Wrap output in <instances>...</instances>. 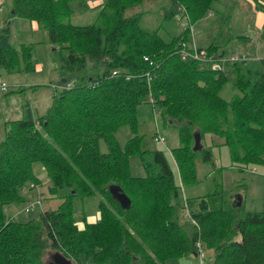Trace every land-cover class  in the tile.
I'll use <instances>...</instances> for the list:
<instances>
[{
	"label": "trees",
	"instance_id": "obj_1",
	"mask_svg": "<svg viewBox=\"0 0 264 264\" xmlns=\"http://www.w3.org/2000/svg\"><path fill=\"white\" fill-rule=\"evenodd\" d=\"M75 1L11 0L12 15L48 31L62 64L43 114L27 109L23 117L4 121L0 264H55L45 260L47 248H53L51 258L59 253L72 264H164L196 254L198 241L213 250L212 264H264V211L245 210L217 190L177 201L180 186L197 181V157L213 158L211 146L193 150L196 131L201 140L206 134L220 137L241 168L264 163V58L245 52L253 58L231 62L229 74L211 62L181 58L182 43L195 45L191 25L215 0H167L163 17L174 16L175 7L188 15L190 25L170 40L141 26L144 12L126 15L148 0H102L95 21L83 25L69 21ZM78 1L86 6L88 0ZM10 34L7 22L0 28V74L34 70L33 45L15 48ZM228 82L234 91L226 98L220 90ZM143 103L157 107L164 125L177 129L180 144L171 156L178 182L162 150L140 148L137 136L124 147L116 141V130L134 126ZM100 140L107 143L106 152L99 150ZM134 153L141 176L129 172ZM37 162L46 169L49 193L61 202L37 219L6 217L9 205L24 203V211L35 199L23 190L40 184L33 171ZM112 186L130 198L128 209L120 206ZM91 196L100 197L99 219L87 222L84 216L79 225L74 198Z\"/></svg>",
	"mask_w": 264,
	"mask_h": 264
},
{
	"label": "rangeland",
	"instance_id": "obj_2",
	"mask_svg": "<svg viewBox=\"0 0 264 264\" xmlns=\"http://www.w3.org/2000/svg\"><path fill=\"white\" fill-rule=\"evenodd\" d=\"M97 1L102 2V0H88L86 7L76 0L73 3V14L69 17V21L81 25L94 22L100 10V6L94 5ZM211 6L212 9L204 17L191 25L192 34L195 31L194 35L200 46L208 47L211 42L217 45L222 43L225 57H228L232 51H238L235 49L253 50L264 55V4L259 0H215ZM167 8H170L167 0L159 2L148 0L142 5L128 9L126 15L144 12L141 26L146 30L158 29L159 34L165 40H170L184 32L187 21L185 17L180 16L175 7L173 8L175 15L164 18V11ZM12 10L11 0H0V28L9 22L10 39L15 48H19L21 43L33 45V59L36 62V68L28 72L19 70L18 73L15 71L8 72V74L2 71L0 74V82L8 84V90L0 89V135H3L2 128L5 120L21 118L27 109L35 115L43 114L50 105L54 86L61 80L62 61L57 54L60 47L52 45L45 28L24 16L12 15ZM230 38L232 41L226 46ZM241 40L248 41L240 42ZM223 67L230 73V62L223 63ZM31 85L38 86L29 87ZM58 90L59 87L56 88V91ZM233 91L228 82L221 88L220 95L228 98ZM134 136L139 138L140 148L159 149L165 153L178 182V169L170 153L172 148L180 144L177 129L173 125H164L159 110L151 103H143L137 107L134 126L122 125L115 133L116 141L121 147H124L125 143ZM155 136H162L165 141L155 140ZM201 144L211 146L212 161H203L201 156L197 157V181L191 185L180 186L177 201L184 204L185 198L205 195L217 190L224 192L226 198L231 201L239 195L245 210L264 211V163L248 164L241 168L240 165L232 162L228 146L221 144L220 137L216 135L206 134ZM99 150L107 151V143L104 140L99 141ZM33 171L41 182L34 188H30L28 184L23 194L26 196L33 194L35 199L42 195L41 203L38 204L42 205V208L34 207L29 212H25V209L22 211L24 203L11 204L6 210V217L14 215L15 219L23 221L31 218L37 219L42 210L55 209L61 202L48 191L51 183L47 178L45 167L37 162L33 166ZM129 172L133 176L144 174L138 154L129 155ZM99 200V196L75 197L74 209L77 219L85 216L86 221H97ZM89 215L92 217H88ZM186 218H188L186 215H182L180 219L185 222ZM52 249L47 248L44 255L45 260L51 261L52 259L55 264H58L56 260L62 254L56 253L51 258ZM203 250V258L200 256L171 258L164 264H208L212 262L213 251L204 245Z\"/></svg>",
	"mask_w": 264,
	"mask_h": 264
},
{
	"label": "built area",
	"instance_id": "obj_3",
	"mask_svg": "<svg viewBox=\"0 0 264 264\" xmlns=\"http://www.w3.org/2000/svg\"><path fill=\"white\" fill-rule=\"evenodd\" d=\"M181 17L186 18L187 22H186L185 27H187V25L189 24L188 15L183 14V16ZM180 56L182 59H193L197 61L211 62L215 65V67H219L220 62H226V61L236 62L239 60H248V59L253 58V57H248L245 54H233V55H230L228 58H224V57L218 56V52L216 50L199 49L195 45L193 46L190 45L189 47H187L185 43H182V48L180 50ZM0 89L4 91L7 90V85L5 82L0 83ZM154 138L155 140H159L161 142L164 141V138L162 136H158V137L155 136ZM41 199H42V195H39L35 200L31 201L25 207V212H29L31 209H33L35 207V204L38 205L39 203H41ZM196 247H197L196 253L202 256L203 255L202 245L199 241L196 243Z\"/></svg>",
	"mask_w": 264,
	"mask_h": 264
},
{
	"label": "crops",
	"instance_id": "obj_4",
	"mask_svg": "<svg viewBox=\"0 0 264 264\" xmlns=\"http://www.w3.org/2000/svg\"><path fill=\"white\" fill-rule=\"evenodd\" d=\"M98 4H99V2L97 1L96 3H94V5L96 6H98ZM173 11V10H172ZM181 16V15H180ZM32 21H34V20H32ZM34 22H36V21H34ZM37 23V22H36ZM185 30V29H184ZM194 33H195V31H194ZM194 33L192 34V38H193V41H192V43L191 44H195L197 47H200V48H205L206 46H200L199 44H198V42L196 41V38H195V35H194ZM236 40V39H235ZM232 41V38H230V39H228V41H227V44H226V46L230 43ZM248 40H241L240 42H247ZM236 43V42H235ZM210 44V43H209ZM211 44H214V45H217V43H215V42H211ZM222 43H220V45H217V46H219L218 47V49H217V52L219 53V52H221V55H219L218 54V56H221V57H224V58H228L230 55H233V54H245V52H247V53H251V54H254V55H256L257 57H259V58H261V57H264V55L263 54H258V53H256L255 51H253V50H249V51H246L245 49H235V50H238V51H236V52H234V51H232V52H230V54L228 55V57H225V51H224V48H223V45H221ZM207 46H208V44H207ZM210 46V45H209ZM236 48H238V47H236ZM226 62H229V61H226ZM226 62H220L219 63V67H216L217 69H224V67H223V63H226ZM231 63V62H230ZM35 68H36V66H35ZM225 70V69H224ZM228 74H229V71H227V70H225ZM56 90V89H55ZM52 94L53 93H51V97H52ZM51 97H50V99H51ZM50 102H51V100H50ZM153 107H155V106H153ZM164 138V137H163ZM164 141H165V139H164ZM220 141L222 142V139L220 138ZM203 146V145H202ZM171 153V152H170ZM32 192V191H31ZM31 197L33 196V194H31L30 195ZM235 202V201H234ZM242 204V203H241ZM98 214H100V212L98 211ZM186 216H188V214L186 213L185 214ZM84 217V216H83ZM83 217H81V218H83ZM88 217H92V215H89ZM84 220H86V217H85V219ZM84 220H81V219H79V221H78V224L79 225H83V221ZM87 222H96V221H88L87 220ZM200 242V241H199ZM201 243V242H200ZM201 245H202V251H203V255L202 256H200V255H198L197 253L196 254H190V255H187V256H184V257H180V258H178V259H181V258H188V257H199L200 256V258H203V256H204V250H203V244L201 243ZM212 250V249H211ZM213 251V250H212ZM212 260H213V254H212ZM167 261V260H166ZM165 263V262H164ZM208 264H212V262H209Z\"/></svg>",
	"mask_w": 264,
	"mask_h": 264
},
{
	"label": "water",
	"instance_id": "obj_5",
	"mask_svg": "<svg viewBox=\"0 0 264 264\" xmlns=\"http://www.w3.org/2000/svg\"><path fill=\"white\" fill-rule=\"evenodd\" d=\"M218 54L221 55V52H219ZM193 137H194L193 150L195 151L200 150L202 148L200 132L198 131L194 132ZM111 189L114 197L117 199L120 206L123 209H128L130 207L131 202H130V198L126 195V193L122 189L116 186H112ZM235 204L237 206L241 205V197L239 195H237L235 198ZM56 262L58 264H72V262L69 259L65 258L63 255L59 256Z\"/></svg>",
	"mask_w": 264,
	"mask_h": 264
}]
</instances>
